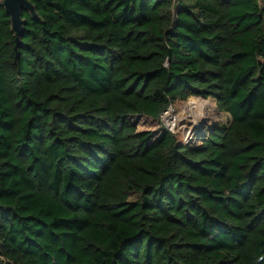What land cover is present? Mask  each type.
Here are the masks:
<instances>
[{
	"label": "trees",
	"instance_id": "obj_1",
	"mask_svg": "<svg viewBox=\"0 0 264 264\" xmlns=\"http://www.w3.org/2000/svg\"><path fill=\"white\" fill-rule=\"evenodd\" d=\"M28 1L16 44L0 0V264H264V0ZM192 96L228 125L137 129Z\"/></svg>",
	"mask_w": 264,
	"mask_h": 264
},
{
	"label": "rangeland",
	"instance_id": "obj_2",
	"mask_svg": "<svg viewBox=\"0 0 264 264\" xmlns=\"http://www.w3.org/2000/svg\"><path fill=\"white\" fill-rule=\"evenodd\" d=\"M207 99L208 103L200 104L198 102L200 116L192 109V101L191 97H189L186 100L176 101L166 111L162 112V121H160V117L158 119L145 116L139 117L137 119V129L151 130L157 134L161 131V126L164 127L166 125L174 131L175 136L180 142L189 139L190 143L197 144L207 135L212 127L217 125L227 126L230 121L229 115L220 111L212 98ZM159 122L161 125H158Z\"/></svg>",
	"mask_w": 264,
	"mask_h": 264
},
{
	"label": "water",
	"instance_id": "obj_3",
	"mask_svg": "<svg viewBox=\"0 0 264 264\" xmlns=\"http://www.w3.org/2000/svg\"><path fill=\"white\" fill-rule=\"evenodd\" d=\"M2 4L6 13L10 16L11 28L15 32V40L17 44L21 34L23 22L20 12L23 9H27L33 14V16H36L34 7L28 0H2Z\"/></svg>",
	"mask_w": 264,
	"mask_h": 264
},
{
	"label": "bare ground",
	"instance_id": "obj_4",
	"mask_svg": "<svg viewBox=\"0 0 264 264\" xmlns=\"http://www.w3.org/2000/svg\"><path fill=\"white\" fill-rule=\"evenodd\" d=\"M208 99H204V98H201V97H197V96H192L191 97V101H192V109L197 113L198 116H200L201 114L199 113V108H198V102L200 104H205V103H208L207 101ZM201 106V105H200ZM198 108V109H197ZM202 109V108H201ZM204 109H205V106H204ZM207 109V108H206ZM205 111V110H203ZM203 116V114H202Z\"/></svg>",
	"mask_w": 264,
	"mask_h": 264
},
{
	"label": "built area",
	"instance_id": "obj_5",
	"mask_svg": "<svg viewBox=\"0 0 264 264\" xmlns=\"http://www.w3.org/2000/svg\"><path fill=\"white\" fill-rule=\"evenodd\" d=\"M159 117H160V121H162L163 117H161V114ZM166 124H168V123H166ZM164 128L168 129L170 132H172L174 134V131L172 129L168 128L166 125H164ZM182 142L186 144V143H189L190 140L188 139L187 141H182Z\"/></svg>",
	"mask_w": 264,
	"mask_h": 264
}]
</instances>
